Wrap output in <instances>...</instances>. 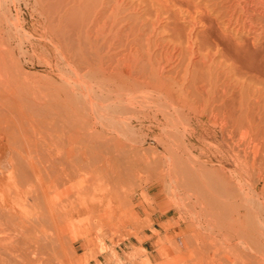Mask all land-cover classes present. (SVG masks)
<instances>
[{
	"label": "bare ground",
	"instance_id": "bare-ground-1",
	"mask_svg": "<svg viewBox=\"0 0 264 264\" xmlns=\"http://www.w3.org/2000/svg\"><path fill=\"white\" fill-rule=\"evenodd\" d=\"M25 8L36 23L21 24L14 45L16 33L8 34L13 29L7 32L5 23L18 28L12 19ZM39 47L48 55L45 65L73 81V98L59 100L71 103L70 110L28 91L22 59ZM175 120L193 126L181 136L189 156L186 168L177 164L185 168L182 184L208 209L206 222L230 217L212 235L233 246L218 243L213 255L206 248L194 264H264V222L262 228L243 223L245 208L226 181L232 163L240 181L257 174L251 191L264 216V0H0V264H53L66 254L63 237L83 239L84 221L103 227L123 220L124 207L134 204L130 191L112 194L115 206L100 199L116 173L102 147L135 141L121 127L132 132L162 121L175 127ZM209 143L222 160L202 161ZM196 152L199 161H190ZM214 162L222 178L208 168ZM175 171L171 182L179 178ZM78 187L89 192L80 196ZM97 249L111 264H140L145 251L131 247L121 254L103 239Z\"/></svg>",
	"mask_w": 264,
	"mask_h": 264
},
{
	"label": "rangeland",
	"instance_id": "rangeland-1",
	"mask_svg": "<svg viewBox=\"0 0 264 264\" xmlns=\"http://www.w3.org/2000/svg\"><path fill=\"white\" fill-rule=\"evenodd\" d=\"M15 14L16 13H14V15ZM19 19H20V21H18ZM36 19H37L36 16H33L32 13L28 9L25 8L23 15H21L20 17H15V21H14V17L12 19V22L18 28H16L15 26L13 27L12 25H10L8 27L9 23L8 22H7V24L5 23V25L7 27L5 29L7 32H8V30L11 31L10 29H13L12 30L13 32H11V33L9 32L8 34L12 35V33H14V32L16 33V34L15 33L14 34L16 35L17 38L16 39L13 38L14 39V45H16V44L18 45L19 39H21V34L18 31L20 28V25L25 23V25L28 28H31L33 25H35ZM162 20H163L162 21L163 24H167L165 19H162ZM11 26H12V28H11ZM15 35H13L12 37H15ZM34 53L32 52L31 53L32 55H30V58H28L26 61L22 59L23 64L25 65V70H26L25 72H26V74H29L27 77H29V79H30V80L27 79L28 80L27 85L29 83L31 85V87L29 85L28 91L30 93L32 91H35V93L36 94L38 93L37 95H40V96L45 95L46 96L45 98L47 99V101L48 100L52 101V102H50V105H52V106L57 105V107H61V108L63 105V108H64V105L66 106L67 102L65 104V102L61 103V101H60V103H59V100L63 101L64 98H66V99L68 98V100H69L70 95H73L74 88L72 89V87L74 85H72L73 84V81L71 82L72 79L65 78L64 80H62V78H60L63 82H65V80L67 79L66 82L67 81L68 82L63 83L59 79V77L56 75V72L55 71L52 72V69L50 68V66L45 65V64H47L48 55H47V53L44 54V50L42 48L39 47ZM45 55H47V56H45ZM44 60H46L45 61L46 63L44 62ZM46 78H48V79L46 80ZM51 83H52V85H51ZM34 94H32V95H34ZM48 95H50V97L47 98ZM66 95H68L69 97L68 96L66 97ZM147 96H149V98H150L152 96V93L151 92L147 93ZM33 97L30 95L29 98H33ZM55 97H56V99H55ZM60 97H61V99H58ZM42 98H40V99H42ZM71 98H73V97H70V99ZM66 99H64V101H66ZM53 101H54V105H53ZM70 104L68 103L69 110H70V106H71ZM72 105H73V102H72ZM68 107L66 106L65 107L66 109L62 108V110L67 111ZM175 121L177 122L176 123L177 125L175 127L172 126L173 124H168V123H165L163 121L161 122L162 124H158L156 122H153V123L147 122L143 126V128L140 126H135L134 130L132 131L133 133L128 132V130L126 132V130H125L126 126L124 128L121 127L120 129L122 131H124L125 134L130 133L131 134L130 136H132L135 141L134 142L125 141V142H123L124 144H120V145L114 144V146L110 142V143L106 144L108 146L102 147L103 151L104 150L107 151V153H105L106 157L108 155V158H110L108 160L109 161L111 160L110 164L112 165V167L116 171V173H114L115 177L114 176H113V178L111 177L109 179V181H111V179H113L112 181H114V179H115L116 181L113 182V185L117 184L118 188H116V185H115V189L112 188L113 185L111 187L110 184H112V181L110 182V184H109L108 180L104 184L102 183L104 188H103L102 194H101L102 198L100 196V199L102 200L103 197H104V199L106 198L105 201L103 200V202L105 203L104 206L105 205H106V207H107V205L113 206L116 199H115V197L111 196L112 194L114 195L115 193H117V191H119L120 193L127 195V193L131 192L129 197L132 196L131 198L134 200L133 201L134 204L132 205V207H130L129 205H127V207L126 206L124 207L123 220H121V221L116 220L115 223H117V222L118 223L115 225H112V224L110 225V223H109L108 225L105 224L102 227V226H99V225H102V224H100L101 223L100 221H99L100 223L99 222L96 223V220H94V219H93L94 221L92 219H90L91 221L90 220L84 221L83 224L81 225L80 229H78V230H79V232H82L83 234H85V236L83 237V239L84 238L85 239L84 240L81 239V240L76 241V240L70 239L71 237H68V236H66L67 238L63 237L62 238V242H63L62 245H64V246H62V245L61 246H62V248H65L64 250L66 251V254L62 255V257L59 256V259L57 257V259H55L53 264L54 263L56 264V262H57V264H60V262H61V264H64L66 262H68L66 264H81L80 258L82 256L84 257V255H86L87 253L92 252V251H97V253L100 254L98 252V249H97L99 239H103L108 245L114 246L121 254H124L125 251H128L131 247H134V248L140 247L141 248V246L144 245L145 240L147 239L146 234L150 233L151 230H153V235L155 233L158 235V237L153 240V264H191V262H192V264H194L195 259H197L196 261H198L199 258L202 256H203V260H204V258L206 257V253L204 252V250L206 248L208 250L206 249L205 251L209 252L210 254L213 255V251H212V250H214L213 247L218 246L219 242L218 243L216 242L218 240V238L216 241L214 240L215 238H214V235H212L213 234L212 232H214L216 229L217 230L220 229V227L224 224V222L226 223L229 221L230 217H222V219L214 220L215 222H213V219H212V222H211V220H207V222H206L205 217H206V215H209V214H206V213H209V212H207L208 209L202 208L203 205H201L200 202H197V199H196L197 193H195L193 195L192 193H190L186 190L187 188L184 187L186 181H185V183H183L184 185L182 184V181L184 182V178L187 177L184 174V170L186 168V165H188L189 158H187V157H189V156H186L187 151H186V147H185L184 143L181 140V136L182 135H183L182 137L187 136L189 134L187 132H190L192 130L193 126H192V122L190 120H180V121L175 120ZM163 123H165V124H163ZM176 139L178 141H176ZM179 139H180L181 143H180ZM161 140H162V142H161ZM109 144H110V146L111 145L112 146L110 147ZM209 145L210 146H208L206 144V146L202 148V149H205V152L207 155V156H204V158L202 157L203 162H206L208 157H212V156H216V155L218 157V160H222L223 159L222 157H225V155H223V153L218 151V149L215 147V145L213 143H209ZM183 149H184L185 153H184V151H182ZM173 154H175V155H173ZM176 154H178V157L181 156V154L184 157L183 156H181V158L179 157V160H180L179 161L178 157L176 158ZM198 154H199V152L192 154L191 157H193V159L191 158L190 161H195V160H196V162L199 161ZM169 158H171V159H169ZM185 158L188 160L187 163H185L186 162ZM181 160H182V162H181ZM138 161H140V162H138ZM92 163L93 162H90V165L88 163L87 166H91L94 164V163L93 164ZM172 163H173V165H172ZM177 164L179 166L184 165L185 168L181 167L182 168L181 169L179 166H177ZM170 165L172 167L176 166L175 169L170 167ZM207 166H208V168H210V166H211L210 170H212V168H213V171H215L214 170V168H215L216 169L215 172L218 171L217 177L222 178L224 176L221 169H220L221 164L219 162L218 163L214 162L213 164L210 163V164H207ZM117 169H119V170L117 171ZM218 169H220V172ZM234 169H235V166L233 165V163L231 166H228L226 181H227V185L233 184V186L231 185L232 188L229 185H228V188H230L229 190H231V192H233V194L235 195V199H234L235 202L237 204H239L240 206H243L245 208V210H244L245 211V218H243L244 219L243 223L245 225L247 223L250 225H254L258 228H262V223L264 222V216H263L262 211L258 208V204H257L258 202L255 201L257 199V198H255V197H257V195L252 193V191H251V185L253 184V182L255 183V181H257L258 175L257 174H255V175L251 174L252 177L248 176L243 181H240L239 178H237L233 175L232 172L234 171ZM175 170H177L178 173H180V175H176L179 177V178L176 177V178H178L177 179L178 181L176 179H173L174 181L172 180V182H173L172 183L171 179L174 176V172H176ZM181 170H183V171L179 172ZM171 171H172V173H171ZM137 173L139 176L137 175ZM124 175H126V176H124ZM165 175L167 178L165 177ZM110 176H112V175H110ZM182 176H184V178ZM120 181H121V183H120ZM177 183L180 186H177L176 185ZM97 185H98V183H97ZM227 185L225 184L226 187H227ZM106 186H107V190L109 188L110 191L109 190H108V192H107V190H106V192L104 191L106 189ZM124 187H126V188H124ZM262 187H263V185L259 186V191L257 194H259L263 190ZM82 189L80 187H78V190H79V192H81V195L79 192H78L79 193L78 194L77 193L78 190H76L75 196H77V195L83 196L85 193L89 192L88 188H84L83 190L85 191V193L83 192V194H82V191H81ZM122 189L124 190V192H125V190H126V192L127 191L128 192L123 193ZM86 190H87V192H86ZM94 190L95 189H93V191L90 190L89 194H91V192L94 193L95 192ZM239 190H240V192H239ZM174 191H175V194H174ZM133 192H135V193H133ZM241 192H242V194H239ZM103 193H106V195L105 194L103 195ZM86 195H88V194H86ZM118 195H120V194H118ZM105 196H107L108 199H109V197H113L114 199L110 198L109 200H107V197H105ZM114 196H117V194H115ZM248 196H249V199L247 198ZM252 196H253V198H252ZM179 198H181V199H179ZM111 199H113L114 201ZM237 200H239V201H237ZM132 208L134 209V211ZM129 210H132V211H129ZM131 213H132V215H131ZM94 215L96 216L95 219H98L97 215L96 214H94ZM94 215H92V216H94ZM125 215L126 216L128 215V216L125 217ZM81 218L79 217V219H81ZM79 219H77V220H79ZM98 223H99V225H98ZM188 225H189V227L191 226V228H189ZM101 227H102V233H100L99 237L97 238L98 230ZM186 228H189V229L187 230ZM205 229H207V230H205ZM199 232H200L201 236L199 235ZM192 234L195 235L194 238H193V236H190ZM189 237H191V238H189ZM68 239L70 240V242ZM212 239L214 241H212ZM85 240H88L89 242L91 241V243H89V246H87V248L83 246V243ZM207 242L210 243V245ZM220 243L219 244L223 245V246L224 245L233 246V245H229V243L226 244L221 240H220ZM65 245H66V247H65ZM194 246L197 247V249L196 248L193 249ZM69 249H71L72 252ZM195 250H197V252ZM199 250H201V251H199ZM73 251L75 254H72ZM195 254L197 255V257ZM66 257H68L67 260L64 259ZM253 257L256 258L255 256H253ZM193 258H194V261H193ZM218 258H219V256L216 257V260ZM73 259H74V262L72 261ZM258 259H260V258H258ZM253 260L251 262H253ZM58 261H59V263H58ZM201 261H202V258H201ZM199 263H201V262H199ZM246 263H248V262H246ZM249 263H250V261H249ZM147 264H150V263L148 262ZM196 264H198V263H196Z\"/></svg>",
	"mask_w": 264,
	"mask_h": 264
},
{
	"label": "crops",
	"instance_id": "crops-1",
	"mask_svg": "<svg viewBox=\"0 0 264 264\" xmlns=\"http://www.w3.org/2000/svg\"><path fill=\"white\" fill-rule=\"evenodd\" d=\"M146 236L147 239L145 240L144 245L141 246L145 251L144 253H141L140 264H147L148 262L153 264V240L157 238L158 235L156 233L153 235V230H151ZM80 261L81 264H111V262L106 259L104 253L98 254L97 251L87 253L84 257L82 256L80 258Z\"/></svg>",
	"mask_w": 264,
	"mask_h": 264
}]
</instances>
